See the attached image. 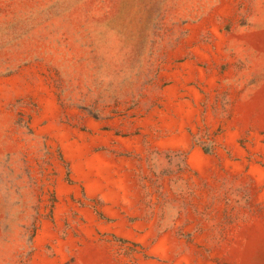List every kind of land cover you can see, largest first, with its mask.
<instances>
[{"label": "rangeland", "instance_id": "obj_1", "mask_svg": "<svg viewBox=\"0 0 264 264\" xmlns=\"http://www.w3.org/2000/svg\"><path fill=\"white\" fill-rule=\"evenodd\" d=\"M0 264H264V0H0Z\"/></svg>", "mask_w": 264, "mask_h": 264}]
</instances>
